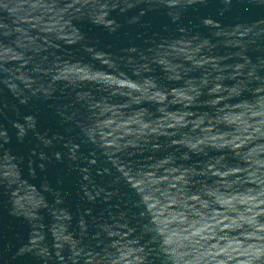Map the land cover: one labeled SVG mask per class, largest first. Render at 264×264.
<instances>
[{"label": "water", "instance_id": "obj_1", "mask_svg": "<svg viewBox=\"0 0 264 264\" xmlns=\"http://www.w3.org/2000/svg\"><path fill=\"white\" fill-rule=\"evenodd\" d=\"M0 264H264V0H0Z\"/></svg>", "mask_w": 264, "mask_h": 264}]
</instances>
